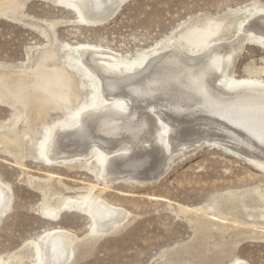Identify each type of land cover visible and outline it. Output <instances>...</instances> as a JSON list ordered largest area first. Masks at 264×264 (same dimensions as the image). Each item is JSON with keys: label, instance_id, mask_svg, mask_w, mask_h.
<instances>
[{"label": "bare ground", "instance_id": "bare-ground-1", "mask_svg": "<svg viewBox=\"0 0 264 264\" xmlns=\"http://www.w3.org/2000/svg\"><path fill=\"white\" fill-rule=\"evenodd\" d=\"M7 1L0 0V3ZM123 1L58 0L60 4L71 3L81 20L91 21L94 25L106 22ZM248 12L249 21L241 28L246 33L243 37L208 41L217 32L228 30L229 22L207 18L190 25L185 31L187 37L180 34L157 42L147 55L139 51L134 59H125L118 51L99 44H77L74 47L79 53L80 67L77 68L92 87V96L89 103L80 104L71 112L69 101L73 93H77V84L71 72L56 65L57 51L53 46L38 52V62L54 65L48 74L50 78L63 77L61 81L68 86L64 95L66 103L51 99H56L61 91L49 88L53 84L50 78L46 77L43 83L37 79L26 81L27 75L9 77L11 72L19 71V67L17 71L2 68L0 96L3 94L2 87L12 84L9 91L18 94L16 97L21 107L13 112V124L0 126V144L21 149L27 144L24 138L37 132L36 126L47 117L48 112L58 109L66 110V113L51 118L53 126L48 128L42 151L44 156L52 162L94 156L101 162L102 171L96 172L93 165L88 170L96 178L100 174L107 186L118 179L158 180L169 167L173 154H184L185 150L181 151L183 148H195L211 141L245 155L259 169H264L263 70L249 71L247 77L238 79L230 76L220 81L225 76L229 61L246 39L264 42V8L254 7ZM189 36L193 39H187ZM181 39L187 44H181ZM88 73L94 80L87 77ZM20 118L24 124L18 128L16 121ZM163 125L168 128L171 152L157 140ZM22 158L23 154L19 159L16 156L15 162L21 164ZM46 176L44 180L53 178V174ZM58 182H61L60 179ZM95 186L93 183L86 184L81 187L85 189L83 193L54 200L49 198L48 187L41 186V214L49 220H57L64 212L76 210L90 218V236L113 231L125 222L127 211L108 202L99 193H92ZM263 190L254 186L214 197L205 206L195 208L184 205L181 209L190 213L187 215L188 222L196 223L193 224L194 231L201 227L217 230L220 234L229 231V241L214 242L217 253L234 254L231 264H249L234 253L235 246L243 239V232L246 234L244 237L264 239V234L254 231L257 225L264 228V221L259 223L255 220L264 218ZM12 200L10 185L0 179V220L10 209ZM244 216L253 219L248 222ZM245 226L248 230L242 231ZM234 228L237 229L232 230ZM77 241L78 236L69 228L61 225L47 227L28 242L32 249V262L70 264L78 252ZM190 248L174 251L173 255L190 253ZM22 263L23 256L0 257V264Z\"/></svg>", "mask_w": 264, "mask_h": 264}, {"label": "rangeland", "instance_id": "rangeland-1", "mask_svg": "<svg viewBox=\"0 0 264 264\" xmlns=\"http://www.w3.org/2000/svg\"><path fill=\"white\" fill-rule=\"evenodd\" d=\"M11 1L0 3V70L20 69L11 72L9 77L27 75L24 80L37 79L43 83L46 77L50 78L48 74L54 65L48 61L47 65L39 64L38 52L53 46L57 51L56 65L71 72L77 84V93H73L69 101V112L80 104L89 103L92 96V87L77 68L80 67L79 53L74 48L77 44H99L118 51L125 59H134L139 51L147 55L157 42L180 34L187 37L185 31L190 25L207 18L229 22L228 30L217 32L208 41L243 37L246 33L241 28L249 21L248 9L264 8V0H125L106 22L94 25L91 21L81 20L71 3L21 0L23 3L12 1L13 6ZM187 39L191 40L193 36ZM181 41V44H187L184 39ZM259 69L263 70L261 77L264 79V42L246 39L229 61L220 81L230 76L247 77L249 71ZM87 77L93 79L89 73ZM50 79L53 84L49 88L61 91L56 99H51L66 103L64 95L68 86L61 81L63 77ZM55 81L60 82L54 84ZM12 86L2 87L0 126L13 124V112L21 107L18 94L9 91ZM65 113L66 110H50L36 126L37 132L24 138L27 144L21 149L0 144V179L10 185L13 194L10 209L0 220L1 258L23 256L22 264H34L28 242L43 229L61 225L78 236V252L70 264H231L235 255H221L213 245L214 242L229 241V231L220 234L204 227L194 231L193 224L196 223L188 222L190 213L183 212L181 206L197 208L220 195L254 186L264 189V169H259L245 155L211 141L195 148H183L184 154H173L169 167L158 180L118 179L107 186L100 174L96 178L88 170L93 165L96 172L102 171L101 162L94 156L62 162L48 161L44 156L42 151L48 128L53 126L51 118ZM23 124L21 118L16 121L18 128ZM163 128L157 140L171 152L168 128L164 125ZM22 154L21 164L16 163V156L19 159ZM48 174H53V178L44 180ZM91 183L96 185L92 193H99L108 202L126 209L127 221L118 228L106 234L95 233L97 237H92L90 218L83 213L66 211L57 220H49L41 214V186L48 187L49 198L54 200L83 193L85 189L81 187ZM244 218L248 222L253 219ZM255 220L260 223L264 218ZM241 230L248 228L245 226ZM254 231L264 234L261 225L254 227ZM242 236L234 253L249 264H264V239L244 237L245 232ZM39 242L41 244V240ZM187 247H191L190 253L173 255L174 251Z\"/></svg>", "mask_w": 264, "mask_h": 264}]
</instances>
